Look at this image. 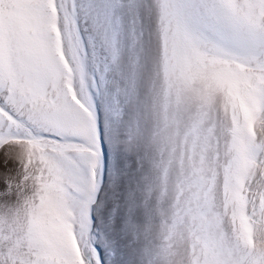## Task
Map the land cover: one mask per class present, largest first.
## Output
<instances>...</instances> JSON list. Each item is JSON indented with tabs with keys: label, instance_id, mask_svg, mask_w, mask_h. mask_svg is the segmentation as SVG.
I'll list each match as a JSON object with an SVG mask.
<instances>
[{
	"label": "snow or ice",
	"instance_id": "snow-or-ice-1",
	"mask_svg": "<svg viewBox=\"0 0 264 264\" xmlns=\"http://www.w3.org/2000/svg\"><path fill=\"white\" fill-rule=\"evenodd\" d=\"M0 264H264V0H0Z\"/></svg>",
	"mask_w": 264,
	"mask_h": 264
}]
</instances>
